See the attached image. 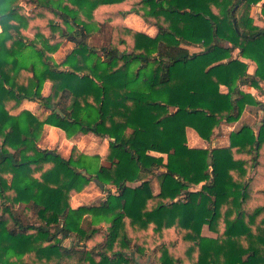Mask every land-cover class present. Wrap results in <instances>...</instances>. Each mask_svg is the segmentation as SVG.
Returning <instances> with one entry per match:
<instances>
[{
  "label": "trees",
  "instance_id": "trees-1",
  "mask_svg": "<svg viewBox=\"0 0 264 264\" xmlns=\"http://www.w3.org/2000/svg\"><path fill=\"white\" fill-rule=\"evenodd\" d=\"M260 3L264 22V0H0V264H139L133 249L157 264H264V116L210 145L264 107L241 90H264ZM129 14L154 34L124 27ZM24 100L37 112L13 114ZM45 125L108 149L64 159L38 148ZM187 129L208 147L189 148ZM95 181L105 197L72 208Z\"/></svg>",
  "mask_w": 264,
  "mask_h": 264
},
{
  "label": "crops",
  "instance_id": "crops-1",
  "mask_svg": "<svg viewBox=\"0 0 264 264\" xmlns=\"http://www.w3.org/2000/svg\"><path fill=\"white\" fill-rule=\"evenodd\" d=\"M261 3L256 6V7H252L251 11H250V16L253 17V22L254 25L258 26V27H264V22L258 19V13H259V7H260ZM132 17H136L138 20V23H134L133 28H131V26L128 24V20L131 19ZM123 26L126 28H129L131 30L136 31L135 27H144L146 28L145 23L142 21V19H139V17L135 14H129L127 15L124 20H123ZM143 28V30H144ZM151 31V33H150ZM138 32V31H137ZM154 30L149 28L148 29V33L150 35L154 34ZM64 46H66V48H64ZM73 47V44L70 42H64L59 50L53 55V58L55 59V61L58 63L60 61L61 58H63ZM188 51L190 53H197L199 52V48L198 47H187ZM56 57H58L56 59ZM238 60L240 62L245 63L248 66L247 72L249 74H253L255 69H256V65L251 62L250 60L247 59H243V58H238ZM29 90H32V85L29 84ZM50 90V84L49 83H45L41 94L42 96H46L47 93ZM241 90L245 93H249L251 94L253 97H255V99L260 102L261 104L264 105V90L262 91V93L258 94L256 91H254L251 87L249 86H242ZM224 91V90H223ZM26 110L29 111L31 113H36L38 110V105L36 102L33 101H28V100H24L21 105L18 107V109H16L13 114H18L19 112ZM264 116V107H248L244 110V112L242 113V116L240 117V119L237 122L234 123H222L219 127V131L218 134L216 136V138L214 139V141L210 144L211 146H214L212 148H226L228 147V137L229 134L231 132L237 131L242 125H248L250 127H252L254 129V133L257 132V129L260 125V121L261 118ZM241 122V123H240ZM96 139H99L102 141V143L104 144V146H102V152L98 153H91L88 152L87 150L84 151L81 146L83 145V143H87V142H92L90 143L92 146L93 144L96 145ZM186 139H187V146L189 148H196V149H205L207 148L208 144L203 141L202 139H200L198 137V135L192 130V129H187L186 130ZM98 140V141H99ZM108 138H100L97 137L95 135L92 134H87V135H83L78 137L77 139L74 140H68L66 139L65 135L63 134V132L61 130H59L58 128L55 127H51L48 125H45L43 128V135L40 139V141L38 142V147H42L45 146V143H51L53 145H57V144H62V145H69L67 146V154L68 157L70 155V152L72 150L73 147H76L79 151H81L83 154L85 155H99V156H104L107 149H108ZM90 146V147H92ZM97 146V145H96ZM94 147L93 150L95 151L97 147ZM43 149V148H42ZM66 150V149H64ZM155 156H162L163 158H165L164 155H155ZM63 158V157H62ZM64 159H67L66 157ZM229 173L232 174H236L234 171L229 170ZM238 177L244 179L243 182L245 181V178L242 177L241 175H238ZM234 177V179H236L237 181H240L241 179ZM139 185V183H133V184H127V186H137ZM201 185L197 186L194 189H199Z\"/></svg>",
  "mask_w": 264,
  "mask_h": 264
},
{
  "label": "rangeland",
  "instance_id": "rangeland-1",
  "mask_svg": "<svg viewBox=\"0 0 264 264\" xmlns=\"http://www.w3.org/2000/svg\"><path fill=\"white\" fill-rule=\"evenodd\" d=\"M139 19H141L139 17ZM138 19L136 17H132L131 19L128 20V24L131 26V28H133V24L134 23H138L137 21ZM143 21V20H142ZM136 28V31L138 32H144V31H147L148 30L144 27H135ZM144 28V30H143ZM151 33V31H150ZM152 34V33H151ZM101 41H102V37L101 36H96L94 37L92 40H91V44L95 45V46H99L101 44ZM64 48H66V46H64ZM58 57H56L57 59ZM241 123V122H240ZM64 134V133H63ZM99 139H96V145L93 144V146L90 144L92 142H87L86 144L83 143V145L81 146V148L84 150V151H88V152H91V153H95V152H98V153H101L102 152V146H104V144L102 143L101 140ZM67 146L69 145H60V144H57V145H53L51 143H45V146H42V147H38L39 149H46V150H53V151H56L58 153V155H60L61 157L63 158H68V154H67ZM92 146V147H90ZM97 147L96 150L94 151L93 148L94 147ZM208 147V146H207ZM214 147V146H211V148ZM66 149V150H64ZM80 150V149H79ZM81 152V151H80ZM233 171V170H231ZM235 172V171H234ZM236 173V172H235ZM228 175L234 179V177H237V178H240L238 177V173L236 174H232V173H229L228 171ZM243 177V176H242ZM241 180L238 181L240 183H243V180L242 178H240ZM236 180V179H234ZM237 181V180H236ZM133 187V186H131ZM151 187H152V192L153 193H157L158 191V188H157V184L156 182H153L151 184ZM105 197V192L104 191H101L97 185L94 183V182H91L88 187L86 189H84L81 193L77 194L76 196H74L70 202H71V207L72 208H77L79 206H83V205H91V204H97L99 203V201H101V199H103ZM201 234L203 236H206V237H214L213 233L209 232L207 227H204L201 231ZM181 253V251H180ZM128 258H133V259H136V261L139 263V264H157V261H156V258L154 256V252L152 250H149L147 252H145L144 254H139L138 252L131 250L127 256Z\"/></svg>",
  "mask_w": 264,
  "mask_h": 264
},
{
  "label": "water",
  "instance_id": "water-1",
  "mask_svg": "<svg viewBox=\"0 0 264 264\" xmlns=\"http://www.w3.org/2000/svg\"><path fill=\"white\" fill-rule=\"evenodd\" d=\"M156 1H159V0H156ZM95 184H96L97 186H99V189H100L101 191L104 190L103 185H102L99 181H95Z\"/></svg>",
  "mask_w": 264,
  "mask_h": 264
}]
</instances>
